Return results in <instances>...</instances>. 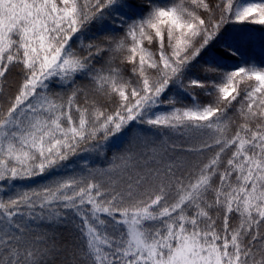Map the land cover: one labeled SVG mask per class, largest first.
Wrapping results in <instances>:
<instances>
[{"label": "snow or ice", "instance_id": "6c2138e0", "mask_svg": "<svg viewBox=\"0 0 264 264\" xmlns=\"http://www.w3.org/2000/svg\"><path fill=\"white\" fill-rule=\"evenodd\" d=\"M0 264H264V0H0Z\"/></svg>", "mask_w": 264, "mask_h": 264}, {"label": "trees", "instance_id": "16d2710c", "mask_svg": "<svg viewBox=\"0 0 264 264\" xmlns=\"http://www.w3.org/2000/svg\"><path fill=\"white\" fill-rule=\"evenodd\" d=\"M250 27H252L253 29H255L256 30L255 34L257 36H259V34H260V31H259L260 30V26L259 25H252ZM255 54L257 56H259V54H260V47H259V44L258 43H257L256 48H255Z\"/></svg>", "mask_w": 264, "mask_h": 264}]
</instances>
